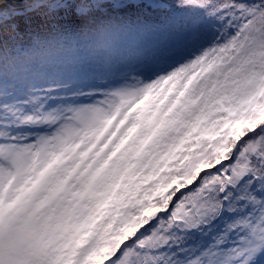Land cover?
I'll return each instance as SVG.
<instances>
[{
	"label": "snow or ice",
	"instance_id": "6c2138e0",
	"mask_svg": "<svg viewBox=\"0 0 264 264\" xmlns=\"http://www.w3.org/2000/svg\"><path fill=\"white\" fill-rule=\"evenodd\" d=\"M0 264H264V0H0Z\"/></svg>",
	"mask_w": 264,
	"mask_h": 264
}]
</instances>
